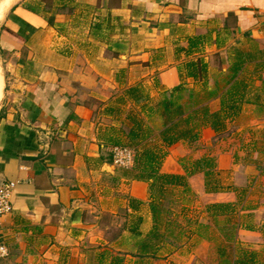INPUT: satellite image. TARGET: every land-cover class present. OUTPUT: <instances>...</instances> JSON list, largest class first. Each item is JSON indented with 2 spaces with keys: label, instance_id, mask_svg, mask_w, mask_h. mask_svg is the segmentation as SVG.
<instances>
[{
  "label": "crops",
  "instance_id": "obj_1",
  "mask_svg": "<svg viewBox=\"0 0 264 264\" xmlns=\"http://www.w3.org/2000/svg\"><path fill=\"white\" fill-rule=\"evenodd\" d=\"M192 37L203 38L194 56L210 77L214 55L224 72L232 49L242 52L247 88L227 128L246 117L235 136L247 132L251 142L264 129V0H0V185L15 184L0 222L8 252L0 264H109L113 255L134 264L136 242L152 226L148 184L126 175L132 165L111 164L109 139L127 130L129 114L146 121L142 107L179 84L180 49ZM213 138L205 128L194 144L170 146L160 172L184 175L181 164L192 155L212 157L223 185L238 186L239 171L240 186L259 176L236 164L238 146L225 140L212 148ZM187 184L206 199L201 211L235 200L206 193L201 173ZM258 204L256 228L264 224Z\"/></svg>",
  "mask_w": 264,
  "mask_h": 264
},
{
  "label": "trees",
  "instance_id": "obj_2",
  "mask_svg": "<svg viewBox=\"0 0 264 264\" xmlns=\"http://www.w3.org/2000/svg\"><path fill=\"white\" fill-rule=\"evenodd\" d=\"M202 44V37H192L187 47L180 49L186 59L176 67L179 84L172 89L160 90L155 105L142 107L146 121L137 114H129L126 117L127 130L122 129L118 136L109 139L111 148L125 147L133 153L132 167L126 175L148 184L152 226L136 242L134 264H149L150 261L172 255L183 246L191 250L201 241L213 243L218 264H260L258 252L242 247L237 239L239 230L254 229L259 230L264 239V224L259 228L252 224L251 212L259 204L246 200L251 183L239 187L223 185L215 161L209 156L183 159L184 175L160 172L167 148L178 142L194 144L205 128L213 131L214 138L220 137L226 133L227 123L240 113L247 88L242 78L246 63L242 52L232 49L226 70L210 77L204 58L194 56ZM128 94L135 97V90H129ZM138 99L135 98L136 101ZM262 108L258 110L262 111ZM156 119L161 120L159 129L154 126ZM258 140L260 148L256 147L253 139L249 142V148L255 151L259 160L249 161L247 165H254L259 176H264V159L261 158L264 154V129ZM237 160L238 157L234 155V161ZM196 173L202 174L206 193H232L234 202L210 203L199 212V217L188 215L191 212L182 204L181 198L193 194L187 177ZM139 222L137 219L136 226ZM132 233L140 236L136 227L132 228ZM231 251L234 253L231 254ZM109 264H122V258L113 255Z\"/></svg>",
  "mask_w": 264,
  "mask_h": 264
},
{
  "label": "rangeland",
  "instance_id": "obj_3",
  "mask_svg": "<svg viewBox=\"0 0 264 264\" xmlns=\"http://www.w3.org/2000/svg\"><path fill=\"white\" fill-rule=\"evenodd\" d=\"M229 38L232 41L231 43H236V45H238L236 42L237 41L236 37H229ZM210 67H211V75L216 76L218 72L221 71L225 67V64L221 63L218 55H214L210 61ZM211 107L216 109V106L214 105H212ZM245 118H242V120L238 124L235 123L234 125L229 126L227 128L226 133H224L220 137L213 138L211 140L212 148L217 146L218 144H221V142L222 141L224 142L225 140H227L225 141L227 143H231L234 146H238L240 150L239 151L240 156L238 157V160L240 161L237 160L236 164H239L240 166H243V164L245 165L248 164L249 161L251 162V161L259 160V156L255 153V151L252 150L251 147L249 148V142H245L246 141L245 136L248 133L245 132L244 135L242 134V137L235 136L237 127L238 128L246 127L247 121ZM160 124H161V120L156 119L154 126L159 129ZM156 133H157V130L155 131V134ZM258 137L259 135L257 133L251 134V139H253V141L257 143L256 147L260 148L261 144L258 140ZM187 158L189 159L192 158V155L190 157H184V159H187ZM261 158L264 159V154H263V157ZM183 164L184 163L182 162L181 166ZM250 166L255 168L254 165H250ZM255 171L258 172V170L256 169ZM236 174L238 175L237 176V182H238L237 187H239L241 184H244L245 182V180L243 179L244 172L240 173L239 171V172H236ZM253 177H254V180L251 181V184L248 189V196L246 197V200L251 201L252 204H255V203H260L264 201V182L260 180L259 176L253 175ZM224 183H227L228 185L230 181L228 180V182H226L225 180ZM182 198H181V201L183 200L182 204L185 205L189 209V211H191V213H189L188 215H190L192 218H194L195 216L199 217L200 216L199 212L201 211L202 206L204 205V202L206 201V199L196 194H192L191 196H183ZM180 205L181 203L179 204V206ZM175 210L178 211V208H175ZM256 215L258 216V218L262 217L263 219L264 211ZM252 220L254 221L253 217H252ZM237 239L242 247L247 248L251 251H257L259 254V257H258L259 263L264 264V239L262 235L260 236L250 235L246 237L245 235L238 236V233H237ZM203 242L205 243H202L201 241L198 245L193 247L191 250H188L187 246H183L182 248H180L178 251H176L172 255L158 259V260L150 261L149 264H218L216 250H215V246L213 245V243H209L206 241H203ZM231 252H230L231 254L234 253V251H231Z\"/></svg>",
  "mask_w": 264,
  "mask_h": 264
},
{
  "label": "built area",
  "instance_id": "obj_4",
  "mask_svg": "<svg viewBox=\"0 0 264 264\" xmlns=\"http://www.w3.org/2000/svg\"><path fill=\"white\" fill-rule=\"evenodd\" d=\"M133 153L125 147H113L111 149V164L117 168L126 169L132 165ZM15 184L7 182L0 185V222L1 219L12 210L11 196ZM5 245L0 243V260L7 256Z\"/></svg>",
  "mask_w": 264,
  "mask_h": 264
},
{
  "label": "water",
  "instance_id": "obj_5",
  "mask_svg": "<svg viewBox=\"0 0 264 264\" xmlns=\"http://www.w3.org/2000/svg\"><path fill=\"white\" fill-rule=\"evenodd\" d=\"M0 63H1V60H0ZM79 216H80V213L78 212V213L75 215V220H78Z\"/></svg>",
  "mask_w": 264,
  "mask_h": 264
}]
</instances>
